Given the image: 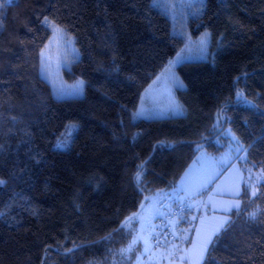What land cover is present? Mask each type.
<instances>
[{
	"label": "trees",
	"instance_id": "obj_1",
	"mask_svg": "<svg viewBox=\"0 0 264 264\" xmlns=\"http://www.w3.org/2000/svg\"><path fill=\"white\" fill-rule=\"evenodd\" d=\"M0 3V175L8 181L0 186V264H134L125 250L128 218L148 192L176 182L198 144L210 155L224 151L226 130L254 143L244 167L264 166V0H206L185 35L210 31L212 55L176 67L184 114L135 120L142 91L185 44L151 0ZM45 16L77 49L63 77L84 81L81 97L55 98L39 75ZM69 121L78 125L74 142L53 149ZM142 163L144 191L135 179ZM257 187L253 197L242 186L244 211L229 214L231 226L205 264H264V187Z\"/></svg>",
	"mask_w": 264,
	"mask_h": 264
},
{
	"label": "rangeland",
	"instance_id": "obj_2",
	"mask_svg": "<svg viewBox=\"0 0 264 264\" xmlns=\"http://www.w3.org/2000/svg\"><path fill=\"white\" fill-rule=\"evenodd\" d=\"M164 14L170 19L172 23V30L176 34L180 36L185 37V44L188 42L185 30V22L190 17L187 18H180L179 16L175 21H173L171 15L168 11H166L163 8H160ZM50 29V35L47 39L45 46L43 47L41 53L43 52V57L40 54V69H39V75L41 78H43L49 85L52 95L55 98H71V97H81L79 96H63L59 97L57 95V89H65L67 91H71L74 87L78 85L81 79H75L72 82H67L63 77V70L68 69L69 64L75 61L79 54L77 52V49L73 43V40L71 37L61 36L59 34H54L53 29L49 26ZM202 34H200L196 39H191L193 46L199 41ZM185 44L182 46V48L177 52L181 53V50L185 48ZM177 53L172 57V61H174L177 57ZM183 56L188 57L187 59L183 60L182 62L186 61H202L207 60V58H201V55L193 49L192 52H188L185 50L182 53ZM42 59L45 62L46 65V71H41V61ZM169 60V61H170ZM166 64L164 69L160 71V73L154 78L155 82L153 85H157L156 89H154V93L162 91L167 92L170 94V99L173 97L175 102H178L176 100L175 92L177 89H183L184 84L180 80L179 76L176 72V67L180 63H178L173 71L175 72V76L178 77L179 81L182 82V86L180 84L174 83V78L169 72L165 71V68L169 64ZM181 62V63H182ZM179 103V102H178ZM142 107L145 109H150L154 112H165L167 105L169 104L168 99L165 98L163 100H154V102L150 103V101L147 98V95H145L142 99ZM170 113H166L164 115H158L157 118H164ZM184 114V112H183ZM182 114V115H183ZM181 116V115H180ZM69 124H76L75 122L69 121L65 123L62 130L58 133V135L54 138L52 142V148L57 149L56 145L58 140L61 137V134L64 133L66 126ZM77 125V124H76ZM226 135L228 137L227 144L224 148V152H222L219 156H208L209 160H206L201 157L203 153H206L204 149L197 148V153L195 158L192 160V162L186 167V169L182 172L180 177L176 180L174 184H172L168 188L159 189L155 191L148 192L146 196L151 197L152 199L145 202V208L142 210L140 208L138 214L129 219L125 225L124 228L126 231L130 233V240L128 244L126 245V252L134 253V264H169L170 257L168 255L169 252H172V245H169L166 249L160 253L156 254L151 249V243L153 236L155 234V220L159 217H161L164 214V211L171 208L175 204H180L179 200L177 199V191L181 187V183L194 191L195 189L203 188L200 186H207L206 179L207 176L210 174L207 172L206 165L209 162L215 163V166L226 167L229 164V159L227 158L232 154V150L235 147L234 141H232V138L230 135H228V130H226ZM60 150V149H58ZM208 154V153H206ZM209 155V154H208ZM211 157V158H210ZM218 159V160H217ZM214 161V162H213ZM243 160H240V164L237 163L235 166H230L226 171L221 175V177L215 182L210 189H200L197 195L191 197V199L188 201L191 204H198L197 201H199V198L202 197V209L200 212V215L196 221V225L194 228V231L192 232L191 239L187 245V249H191L193 243L197 240V230H200L202 228L201 226V220L204 219L206 221H212L213 217L219 218L223 216H229V214L232 211H235L237 209L233 208L231 212H225L222 210V202L225 201H231L233 199H239V196L236 197L233 195L234 189H233V182L238 180L239 177L236 174V169L240 170V173L243 176V181L240 182V194L242 193V186L246 184L248 186V168L244 167ZM224 167V168H225ZM247 168V169H246ZM222 172V171H221ZM253 174V183L256 181L255 178L257 176L256 173ZM211 177V176H210ZM0 178H3L0 175ZM211 180V179H210ZM249 187V186H248ZM250 189V194L252 193V189ZM199 190V189H198ZM183 195V193H181ZM252 195V194H251ZM240 200V199H239ZM155 213L153 218L151 219V227L150 229L142 228L141 223V216L142 215H149L150 213ZM151 237L149 239L148 244H145V238ZM178 245V249H173L174 251L178 252V257L171 259L173 260V264H178L179 257L184 254L183 248L180 244ZM187 264V262H185Z\"/></svg>",
	"mask_w": 264,
	"mask_h": 264
},
{
	"label": "snow or ice",
	"instance_id": "obj_3",
	"mask_svg": "<svg viewBox=\"0 0 264 264\" xmlns=\"http://www.w3.org/2000/svg\"><path fill=\"white\" fill-rule=\"evenodd\" d=\"M12 0H7L8 4H11ZM6 5L4 3H0V8H4ZM150 7L153 8H163L166 11L169 12L171 15L173 21L177 19L179 16L180 18H187L188 16H200L204 13V9L206 7V0H151ZM44 23L49 25L53 31L54 34H59L61 36L66 35L65 29L58 24L55 20H50L49 17H44ZM2 26V24H0ZM212 33L208 30H205L204 33H202L199 41L193 46V43L191 41L190 37H187V43L185 44V48L181 50V53H177V57L174 61L170 60L168 66L165 68L166 72H169L172 77L174 78V83L180 84L182 86V82L179 81L178 77L175 76V72L173 69L178 63H181L183 60L187 59L188 57H185L182 55V53L187 50L188 52H192L193 49L197 53L201 55V58H207V56L212 55L209 52L210 45L212 43ZM217 46L221 47L223 46V38L221 36L220 39L216 41ZM43 57V52L41 53ZM116 70H119L118 65L115 66ZM41 71H46V65L44 60L41 61ZM245 75H247L245 73ZM239 79V77L237 78ZM83 84L84 81H80L76 87H74L71 91H67L65 89H57V95L59 97L63 96H79L83 94ZM237 100H240L241 98H244L246 100V97H242V92L240 90H237L236 93ZM248 103H251L248 101ZM224 111L223 108L219 109L217 112V122H219L220 114ZM166 113H171L173 115H180L183 114V108L182 106L176 102L171 104L166 110ZM165 112H154L150 109H145L141 107L137 111H134L132 114L133 120L137 118H151L153 116L158 115H164ZM13 119H15L13 117ZM78 131V125L76 124H69L66 126L64 133L61 134L60 139L57 142L56 148L60 150H67L71 147L72 143L74 142V136L75 133ZM228 135L231 136L232 141H234L235 147L232 150V154L228 156L227 158L229 161L235 159L239 161L240 159L244 160L245 165L248 164V156L250 153V149L254 147V143L245 146V144L231 131V129L228 130ZM160 144H163L164 142H159ZM2 145H0V149H2ZM202 145H197V148H201ZM243 153L244 155L241 156L240 154ZM144 167L145 165L142 163L138 166V170L135 173V179L138 186L141 187V191H144L143 188V175H144ZM258 165L256 163H253L250 168H248V186L252 189V196L256 197L257 192L259 191V187H264V176H256V183H253V169L257 168ZM236 174L239 177L238 180L233 182V195L238 197L240 195V182L243 181V176L240 173L239 169H236ZM260 172L264 173V166L260 167ZM8 181L4 178H0V186H6ZM183 193V195H181ZM198 193L196 191H192L188 187H186L183 182L181 183L180 189L177 191V199L180 202L181 210H183L184 207L187 206L188 201L191 199V197L197 195ZM152 198L149 196H145V202L151 200ZM222 210L225 212H231L233 208L237 209V214H239L240 211H244V209H241V201L239 199H233L231 201H225L222 202ZM145 208V203H141V209L143 210ZM260 214H264V210L260 212ZM0 215H5V213L0 212ZM137 215L136 213H133V216ZM155 213H150L149 215H142L141 216V223L142 228L150 229L151 227V219ZM248 218L250 221H256L258 219V210H252L247 212ZM128 219H131L128 218ZM201 226L202 228L200 230H197V240L193 243L191 249H184V254L179 257L178 264H205L206 257L210 256L213 250V247L223 238V236L227 233L228 229L231 226V217L229 216H223V217H213L212 221H206L204 219L201 220ZM175 238V233L173 234ZM149 239L151 237L145 238V244L147 245L149 242ZM173 249H178V245L173 244ZM70 251V250H69ZM170 260L169 264H173V260L171 257L173 256L172 252L168 253Z\"/></svg>",
	"mask_w": 264,
	"mask_h": 264
},
{
	"label": "built area",
	"instance_id": "obj_4",
	"mask_svg": "<svg viewBox=\"0 0 264 264\" xmlns=\"http://www.w3.org/2000/svg\"><path fill=\"white\" fill-rule=\"evenodd\" d=\"M202 197L198 204L188 202L181 210L177 204L164 211V214L155 220V234L152 239L151 249L156 254L162 253L169 245L180 244L184 249L191 239L196 221L202 209ZM175 233V238L174 234ZM173 258L178 257V252L172 249Z\"/></svg>",
	"mask_w": 264,
	"mask_h": 264
},
{
	"label": "crops",
	"instance_id": "obj_5",
	"mask_svg": "<svg viewBox=\"0 0 264 264\" xmlns=\"http://www.w3.org/2000/svg\"><path fill=\"white\" fill-rule=\"evenodd\" d=\"M154 82H155V79H153L149 84H148V86H146V88L142 91V93H141V96H140V99H139V103H138V106H137V109H136V111L138 110V109H140L141 107H142V99H143V97L145 96V95H147V98H148V100L150 101V103H152V102H154V100H157V101H159V100H163L164 98H165V96H166V98L168 99V101H169V104L167 105V107L166 108H164V109H167L171 104H173V103H176L175 101H174V99H173V97L170 99V94L169 93H167V92H162V91H159V92H156V93H154L153 91H154V89H156V87H157V85H153L154 84ZM183 108V107H182ZM183 112H184V108H183ZM180 115H182V114H180ZM180 115H173V114H168L166 117H174V116H180ZM158 116H153V117H151V118H157ZM151 118H144V119H151ZM222 152H224V151H222ZM221 152V153H222ZM221 153H219V154H216V155H208V154H206V153H203L202 155H201V157L202 158H204V159H206V160H209V157L208 156H219ZM242 154L243 153H241L240 155L242 156ZM211 158V157H210ZM218 160V159H217ZM214 162V161H213ZM237 164V160H235V159H233V160H231L230 162H229V164L225 167L224 165L223 166H221V167H216L215 166V163H212V162H209V163H207V164H205L206 166V169H207V172H209L210 174L207 176V179L205 180L206 181V184H207V186L205 185V186H200V187H203V188H197V189H195L194 191H200V189H210L211 188V186L215 183V182H217V180L221 177V175L226 171V169H228L230 166H235ZM225 167V168H224ZM222 171V172H221ZM253 173H256L257 174V176L258 175H260V176H264V173H261L260 172V170H255V171H253ZM211 176V177H210ZM211 179V180H210ZM256 180V179H255ZM254 183H256V181L254 182ZM258 186V185H257ZM199 189V190H198ZM197 192V193H198ZM176 205V204H175ZM201 212V211H200ZM199 215H200V213H199Z\"/></svg>",
	"mask_w": 264,
	"mask_h": 264
},
{
	"label": "water",
	"instance_id": "obj_6",
	"mask_svg": "<svg viewBox=\"0 0 264 264\" xmlns=\"http://www.w3.org/2000/svg\"><path fill=\"white\" fill-rule=\"evenodd\" d=\"M127 220V219H126Z\"/></svg>",
	"mask_w": 264,
	"mask_h": 264
}]
</instances>
